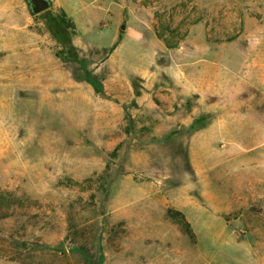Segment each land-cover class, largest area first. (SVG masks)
<instances>
[{"label": "rangeland", "instance_id": "obj_1", "mask_svg": "<svg viewBox=\"0 0 264 264\" xmlns=\"http://www.w3.org/2000/svg\"><path fill=\"white\" fill-rule=\"evenodd\" d=\"M48 1L0 0V264H264V138L198 89L264 0Z\"/></svg>", "mask_w": 264, "mask_h": 264}, {"label": "crops", "instance_id": "obj_2", "mask_svg": "<svg viewBox=\"0 0 264 264\" xmlns=\"http://www.w3.org/2000/svg\"><path fill=\"white\" fill-rule=\"evenodd\" d=\"M251 24L246 18L244 32L198 56V89L221 106L220 136L264 138V31Z\"/></svg>", "mask_w": 264, "mask_h": 264}, {"label": "trees", "instance_id": "obj_3", "mask_svg": "<svg viewBox=\"0 0 264 264\" xmlns=\"http://www.w3.org/2000/svg\"><path fill=\"white\" fill-rule=\"evenodd\" d=\"M58 20L59 22L66 28H71L73 29V24L71 21H69L65 14L63 12L60 13V15L58 16ZM159 38H161L160 36H158ZM162 42L164 43L165 47L168 48V49H171V48H174L176 47V44L175 43H171L169 42L168 39L166 38H163L162 39ZM135 95H139L138 92H135ZM168 215H169V218L176 222L181 228L182 230L186 233V234H191V230H190V227H189V224L187 222H185L183 216L179 213V212H173V211H168ZM77 252L81 253V255L85 258L87 257L82 250L80 249H77ZM101 256L99 258V260L97 261L96 264H100L101 263ZM89 263L88 264H91V261H88Z\"/></svg>", "mask_w": 264, "mask_h": 264}, {"label": "water", "instance_id": "obj_4", "mask_svg": "<svg viewBox=\"0 0 264 264\" xmlns=\"http://www.w3.org/2000/svg\"><path fill=\"white\" fill-rule=\"evenodd\" d=\"M33 14H39L50 7L48 0H26Z\"/></svg>", "mask_w": 264, "mask_h": 264}]
</instances>
